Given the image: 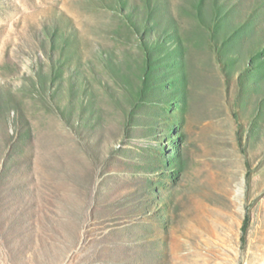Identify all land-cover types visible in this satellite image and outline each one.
<instances>
[{
	"label": "rangeland",
	"instance_id": "obj_1",
	"mask_svg": "<svg viewBox=\"0 0 264 264\" xmlns=\"http://www.w3.org/2000/svg\"><path fill=\"white\" fill-rule=\"evenodd\" d=\"M0 264H264V0H0Z\"/></svg>",
	"mask_w": 264,
	"mask_h": 264
}]
</instances>
